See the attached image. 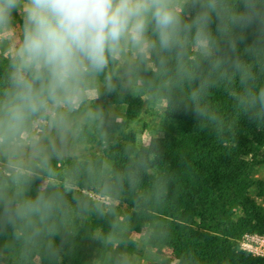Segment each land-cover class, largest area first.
<instances>
[{
  "label": "trees",
  "instance_id": "trees-1",
  "mask_svg": "<svg viewBox=\"0 0 264 264\" xmlns=\"http://www.w3.org/2000/svg\"><path fill=\"white\" fill-rule=\"evenodd\" d=\"M149 38L155 39L151 32ZM221 56L223 49L205 56L191 44L179 56L175 49L139 53L133 72L147 100L164 103V130L148 147L138 145L127 128L145 100L114 88L102 91L103 122L92 106L80 105L61 112L32 146L19 145L26 195L43 192L55 199V233L29 240L0 220V264H130L136 243L127 232L143 228L150 247L176 253L175 264H264V256L240 247L245 235L264 236V203L252 196L257 188L264 197L254 175L264 149V108L243 98L246 86H264V53L248 85L241 84L230 58L215 64ZM10 61L0 56V89ZM114 66L110 56L102 72L89 75L104 76ZM108 106L115 115H108ZM43 117H33L27 131ZM40 177L48 180L43 190ZM83 191L115 204L105 206Z\"/></svg>",
  "mask_w": 264,
  "mask_h": 264
},
{
  "label": "clouds",
  "instance_id": "clouds-1",
  "mask_svg": "<svg viewBox=\"0 0 264 264\" xmlns=\"http://www.w3.org/2000/svg\"><path fill=\"white\" fill-rule=\"evenodd\" d=\"M17 15L23 38L0 89V155L10 169L0 181V220L29 240L55 233L56 203L43 192L26 195L28 172L17 149L28 124L72 105L85 76L102 72L122 44L142 52L175 49L178 56L190 44L205 56L223 49L242 85L255 80L252 69L264 53V0H0V32L11 29ZM197 95L192 93L194 100ZM243 98L264 108V86H246Z\"/></svg>",
  "mask_w": 264,
  "mask_h": 264
},
{
  "label": "rangeland",
  "instance_id": "rangeland-1",
  "mask_svg": "<svg viewBox=\"0 0 264 264\" xmlns=\"http://www.w3.org/2000/svg\"><path fill=\"white\" fill-rule=\"evenodd\" d=\"M187 10L188 9L185 8L186 12ZM22 28V21L17 15L12 28L0 32V56L2 58L8 60L13 58L23 38ZM141 52L142 51L133 46L130 42L122 44L120 51L112 56L115 66L111 72L104 76H85V81L83 80L82 82L84 84L80 86V94L76 101L70 106L62 105L59 108L45 112L43 118L33 122L20 145L32 146L40 138H43L49 133L52 127V121L59 118L61 112L71 111L80 105L92 106L91 110L95 112V115L103 122V116L100 115H102L107 104L102 98V91L114 88L124 93L138 94L145 100L142 113L131 121L127 128L135 133L136 143L138 145L148 147L151 140L164 130L162 118L164 103L147 100L144 89L133 72L132 65ZM142 53L146 54L147 51ZM107 112L109 116L115 115V110L112 106H108ZM116 120L119 121L118 118H116ZM80 147L82 148V146ZM75 155H77V152ZM19 156L20 154H18V157ZM259 157L261 162L259 163L260 165L258 164L255 168L254 175L255 179L261 182V187L264 189V149H261ZM27 159L30 158H22V160ZM9 171L7 160L0 158V174L7 175ZM47 183V179L40 177L38 180V188L43 190ZM84 194L87 196L86 193ZM252 196L255 197L259 203H264V197H258L257 188H253ZM127 233L129 238L136 243L135 251L128 255L130 257V264L176 263L175 252L165 248H152L147 244V230L145 228H143L140 233L131 231ZM255 236L261 235L250 234L241 239L240 244L242 248L247 251L264 255V240Z\"/></svg>",
  "mask_w": 264,
  "mask_h": 264
},
{
  "label": "built area",
  "instance_id": "built-area-1",
  "mask_svg": "<svg viewBox=\"0 0 264 264\" xmlns=\"http://www.w3.org/2000/svg\"><path fill=\"white\" fill-rule=\"evenodd\" d=\"M83 193H86L87 196H88L89 198H92V199H94L95 201H99L100 203H102V204L105 205V206H107V205H111V204H115L114 201H112L110 198H108V197H106V196H100V195H96V194H94V193H90V192H86V191H83ZM246 236H248V235H245L244 237H246ZM244 237H243V238H244ZM255 237L264 240V236H262V235H261V236H255ZM243 238H242V239H243ZM240 247H241V249L247 251L246 249L242 248L241 244H240ZM247 252L252 253L251 251H247ZM252 254H253V255H256V256H264V255H262V254H257V253H252Z\"/></svg>",
  "mask_w": 264,
  "mask_h": 264
}]
</instances>
